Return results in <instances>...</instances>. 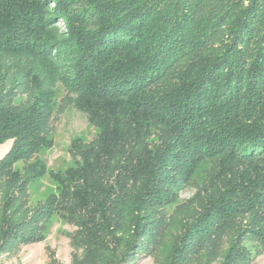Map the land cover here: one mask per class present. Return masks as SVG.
<instances>
[{"label":"trees","instance_id":"16d2710c","mask_svg":"<svg viewBox=\"0 0 264 264\" xmlns=\"http://www.w3.org/2000/svg\"><path fill=\"white\" fill-rule=\"evenodd\" d=\"M0 58V144L11 140L0 255L44 241L53 218L74 227L69 264L156 252L167 207L206 159L200 208L166 264H253L264 253V0H0ZM12 58L27 63L9 82ZM56 83L97 129L72 141L64 170L38 155L52 146ZM45 174L55 188L31 203Z\"/></svg>","mask_w":264,"mask_h":264},{"label":"rangeland","instance_id":"374dc122","mask_svg":"<svg viewBox=\"0 0 264 264\" xmlns=\"http://www.w3.org/2000/svg\"><path fill=\"white\" fill-rule=\"evenodd\" d=\"M18 58L6 61L9 67L17 70L16 72L14 70L9 71L7 77V81L9 82L15 74L20 75L19 70L27 63L24 58ZM3 63V58H0V65ZM54 89L53 113L47 128V133L52 138V146L40 149L38 155L43 158L48 170H64L74 163L71 151L72 141L88 142L95 136L97 129L88 122L86 114L82 110L76 108L71 102H68L65 89L60 83H56ZM30 94L31 90L29 87H24L23 90L18 89L15 91L13 100L15 102H24ZM8 143L11 144V140ZM214 163V161L209 159L201 162L191 182L179 192L175 202L167 207L165 231L159 250L152 253L145 252L140 254L129 264H166L167 247L170 246V243L174 240L178 231H180L179 226L182 222L187 221L189 215L200 208V190L209 171L215 165ZM21 165V162H17L15 167H21ZM55 185V182L48 174L36 179L28 188L30 202L33 203L37 199H42L47 194L53 192ZM73 229L72 225L67 224L62 219L53 218L48 237L44 241L45 245L50 246L52 249H57L59 258L66 264L70 262L71 251L66 234L73 231ZM245 244L250 245L251 241H245ZM260 255H264V253ZM260 255L254 257L253 264H258L260 260L263 261L264 256ZM256 259L259 260L256 261ZM187 262L190 263L189 261Z\"/></svg>","mask_w":264,"mask_h":264},{"label":"crops","instance_id":"0c3cea01","mask_svg":"<svg viewBox=\"0 0 264 264\" xmlns=\"http://www.w3.org/2000/svg\"><path fill=\"white\" fill-rule=\"evenodd\" d=\"M7 142L9 141H6L5 145L4 143L0 144V157L9 149L11 145L10 143L7 144ZM44 241L18 245L11 251L0 255V264H48L47 247H49L50 249L52 248L45 245ZM52 250L54 251L55 258L58 259L59 252L56 248ZM58 260L62 264H66L62 259L59 258ZM258 260L256 259V261ZM258 264H264V259L263 261H258Z\"/></svg>","mask_w":264,"mask_h":264},{"label":"bare ground","instance_id":"6f19581e","mask_svg":"<svg viewBox=\"0 0 264 264\" xmlns=\"http://www.w3.org/2000/svg\"><path fill=\"white\" fill-rule=\"evenodd\" d=\"M4 145H5V143H4Z\"/></svg>","mask_w":264,"mask_h":264}]
</instances>
